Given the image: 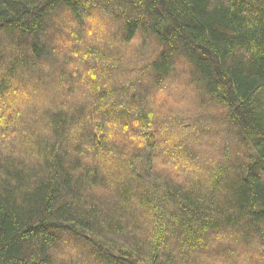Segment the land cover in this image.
Wrapping results in <instances>:
<instances>
[{
    "label": "trees",
    "instance_id": "1",
    "mask_svg": "<svg viewBox=\"0 0 264 264\" xmlns=\"http://www.w3.org/2000/svg\"><path fill=\"white\" fill-rule=\"evenodd\" d=\"M0 264H264V0H0Z\"/></svg>",
    "mask_w": 264,
    "mask_h": 264
}]
</instances>
